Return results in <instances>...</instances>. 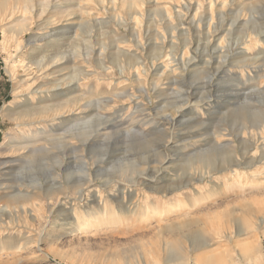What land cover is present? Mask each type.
Instances as JSON below:
<instances>
[{"label": "rangeland", "instance_id": "1", "mask_svg": "<svg viewBox=\"0 0 264 264\" xmlns=\"http://www.w3.org/2000/svg\"><path fill=\"white\" fill-rule=\"evenodd\" d=\"M134 1L143 14L138 25ZM220 4L0 3V145L18 128L3 109L22 104L31 82L21 78L41 72L34 62H46L50 79L76 74L81 103L96 100L80 119L92 121L93 134L77 162L69 147L65 158L76 169L69 180L86 182L88 168L92 182L81 194L67 185L59 209L46 207L41 220L16 219L11 238L1 233L0 264H264V129L253 126L264 122V0ZM249 16L259 24L246 28ZM54 28L67 30L63 39H41ZM138 59L140 84L132 67ZM200 151L215 162L202 177L188 164ZM1 189L4 203L12 190ZM93 192L115 212L85 225ZM123 203L132 210L126 216Z\"/></svg>", "mask_w": 264, "mask_h": 264}, {"label": "bare ground", "instance_id": "2", "mask_svg": "<svg viewBox=\"0 0 264 264\" xmlns=\"http://www.w3.org/2000/svg\"><path fill=\"white\" fill-rule=\"evenodd\" d=\"M7 1L8 0H0V3L6 5ZM18 1L19 0H17V2ZM211 3L213 5V2ZM225 4L226 0H221L220 5H222V7H225ZM139 5V2L134 1L133 3H130L129 7L131 9H134V7L136 8V10L131 13V15L133 16V20L137 25L140 23L141 16L143 15L139 9ZM5 15L6 14L4 13V15L2 16L6 17ZM222 15L224 16L223 12L220 13V22L224 20V17H222ZM50 22H48L47 24H51ZM243 23L246 25V28L247 26L248 28H251L253 27L252 25L259 24L258 19L253 16L245 18ZM81 25L82 23H80V26ZM66 31V29L55 31L54 28L52 33H44L43 35H41V39H44V36H51L54 39L51 40L50 38L49 43L51 41H58L63 39L60 36H63ZM251 31L257 34L256 36L258 37L259 35L263 34V31L261 32L258 30L259 32H256L255 29ZM139 41H141V39H139ZM190 60L191 58H189V61ZM43 61L39 60L38 62H34L36 63L38 71H41L40 74L37 73V75L33 76L32 78H21L19 82L20 84L26 83V81L31 82L30 85L28 84L29 92L23 98L22 104L17 108H12L13 105H10L3 109L2 114L3 116H9V118L11 117V119L16 122V125L18 127L14 133H7L3 143L0 145V151H3L5 153V155L0 159V188H9L12 190L8 198H6L5 194L6 199L4 203H0V236L1 233H7L6 236L4 235V237L8 239L11 238V236L9 235L11 224L15 223L16 219L18 220V223L21 221V217H24L25 219L28 218L32 222L41 220L44 217L46 207L50 208V212H54L59 209L60 203L62 202V194H64L67 185L73 188L76 191V194H81L85 189L84 184H86L87 181L92 182V176L88 171V168L84 170L87 178L86 182H83L80 177H75V179L69 180L70 177L74 178L73 176L76 173V169L74 168L73 170L71 167L66 166L65 158L67 148L69 147L71 152L73 153V159L75 161L78 160L83 149L84 142L88 140L91 134H93L92 132L94 130L92 121L90 122L88 120L89 122L85 121L86 123H84L80 122V119L83 109L82 107L90 106L95 108L96 100L94 102V100L91 99L87 104H82V95L77 93V75L75 74V76L70 79H50V74L44 71L46 62ZM64 61L66 60H63V62ZM153 64L155 65V61L153 62ZM142 65L143 63L141 59H138L132 65L134 74L139 78L141 77V73L145 71ZM38 74L42 78H40ZM140 81L141 78L139 79V84ZM65 90L68 91L67 94H71L70 97L64 98L60 101H56L55 99H58V97L67 96ZM102 102L100 101V103ZM90 118V120H92L93 117ZM253 126L257 129L260 128L261 130H263L264 122L259 125L256 124ZM25 129H28V131H25ZM222 133L221 135H223ZM237 134V137L241 136L240 133ZM224 163L225 161L221 162V164L223 165ZM17 164L19 165L18 170L16 171L14 176H11V178H4L5 175L9 173H7V170L14 168L13 166ZM188 164L191 168L190 170H193L194 173L200 172L199 175L200 177H202L210 172V169H212L215 162L210 153L200 151L192 156V158L188 161ZM121 172H124V169H121ZM191 174L193 175V172ZM45 176L48 180L47 186H45L43 183V178ZM3 191L4 189L2 190V192ZM107 201L105 200L103 195L101 196V194L97 195L96 193H94V199L92 201L94 202L93 206H89L85 211V214H83L84 211L82 212V215H84L85 218V225L89 224V220L98 219L101 215L105 217L110 212H115L114 207L112 208L111 206H109V202L107 203ZM127 206L124 203L119 205V210L122 214H125V216L132 211ZM78 220L79 218L77 219V221ZM20 224L18 226H23ZM81 228L82 225L79 221L77 223H74V229L79 230ZM23 244L25 245V243ZM8 247L13 248L14 245L10 244ZM172 260L173 259H170V261Z\"/></svg>", "mask_w": 264, "mask_h": 264}]
</instances>
